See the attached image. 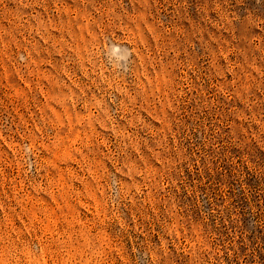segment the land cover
Instances as JSON below:
<instances>
[{
	"label": "rangeland",
	"instance_id": "1",
	"mask_svg": "<svg viewBox=\"0 0 264 264\" xmlns=\"http://www.w3.org/2000/svg\"><path fill=\"white\" fill-rule=\"evenodd\" d=\"M0 264H264V0H0Z\"/></svg>",
	"mask_w": 264,
	"mask_h": 264
}]
</instances>
